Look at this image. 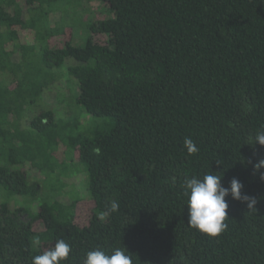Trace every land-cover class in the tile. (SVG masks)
I'll use <instances>...</instances> for the list:
<instances>
[{"label": "trees", "instance_id": "16d2710c", "mask_svg": "<svg viewBox=\"0 0 264 264\" xmlns=\"http://www.w3.org/2000/svg\"><path fill=\"white\" fill-rule=\"evenodd\" d=\"M74 1L84 0H0V187L39 204L23 220L25 207L0 203V264H32L58 239L72 248L60 264L117 248L133 264H264V168L254 169L264 146L249 144L264 129V0H101L105 16L91 12L84 44L73 35L57 43L67 23L51 15ZM27 31L33 43L22 40ZM64 72L78 81L79 105L111 118L110 128L70 139L95 203L85 226L77 199H42L19 168L43 169L55 113L22 123ZM209 173L224 187L237 178L257 199L248 209L226 197L228 227L216 237L188 226L184 194L185 179Z\"/></svg>", "mask_w": 264, "mask_h": 264}, {"label": "rangeland", "instance_id": "374dc122", "mask_svg": "<svg viewBox=\"0 0 264 264\" xmlns=\"http://www.w3.org/2000/svg\"><path fill=\"white\" fill-rule=\"evenodd\" d=\"M100 6L101 0H84L80 3L74 1L61 6L51 15V21L56 23L64 18L67 24L64 34L54 37L53 40L61 43L73 35L75 44H84L89 31L83 23L91 12L96 14L98 12V17H104L105 14L98 10ZM28 16L29 14L26 13L25 17ZM34 36L33 32L27 31L22 33L21 38L28 43H33ZM16 57L18 58L19 55ZM71 61H68L67 65L71 64ZM77 94V79L64 72L50 91L46 92L43 100L27 114L22 123L24 128L30 126L31 120L36 115H40L45 109H51L55 113L57 125L54 131L56 134L52 143L47 140V137L42 138L43 143L46 144L44 149L47 151L42 154L43 169L34 167L30 161L19 165V168L27 171L31 183L38 184L42 199L47 197L50 201L57 199L64 203L77 199L76 222L85 226L89 223L95 203L87 192L85 167L75 158L74 153L77 151L72 148L70 139L81 134L90 135L96 130L110 128L111 118L89 114L82 105L76 102ZM4 201H9L12 209L25 207L27 210L21 213L23 220L30 219V213L37 212L39 207L38 201H32L30 197L24 196L9 197L7 191L0 187V203Z\"/></svg>", "mask_w": 264, "mask_h": 264}, {"label": "clouds", "instance_id": "9594fccd", "mask_svg": "<svg viewBox=\"0 0 264 264\" xmlns=\"http://www.w3.org/2000/svg\"><path fill=\"white\" fill-rule=\"evenodd\" d=\"M253 143L264 146V129L251 137L249 144ZM184 148L189 155L198 152L196 144L190 137L184 139ZM261 168H264V159L254 165L256 171ZM222 178V175L209 173L202 178L192 177L184 181L188 226L210 237L219 236L228 227L225 223L229 207L226 197L230 196L233 200L246 202L248 209H255L257 203L255 197L242 195L243 184L237 178H233L228 187L222 185ZM260 180L264 181V173L260 174ZM119 207L118 201H110L111 212L118 211ZM36 243L38 244L39 241ZM71 251L70 244L64 239H58L50 249L34 256L32 264H60L61 261L69 258ZM84 264H133V258L126 248L114 249L111 254L97 249L87 252Z\"/></svg>", "mask_w": 264, "mask_h": 264}]
</instances>
